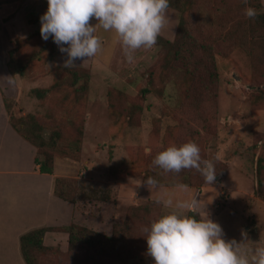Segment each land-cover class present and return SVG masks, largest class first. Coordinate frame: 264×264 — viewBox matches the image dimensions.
I'll return each mask as SVG.
<instances>
[{
    "label": "rangeland",
    "instance_id": "374dc122",
    "mask_svg": "<svg viewBox=\"0 0 264 264\" xmlns=\"http://www.w3.org/2000/svg\"><path fill=\"white\" fill-rule=\"evenodd\" d=\"M5 1L0 0V28L2 26L7 36L3 44L9 46L11 42L14 48L18 37L36 33L33 32L36 22L48 5L47 0ZM259 11L264 13V7ZM167 15L168 22L156 45L136 50L131 62L115 32L97 25L101 50L84 62L76 61L77 66L88 68L92 73L89 95L82 111L73 113L67 123V127L74 130L78 123L83 124L80 158L56 157L57 177L77 182L76 202L85 216L82 220L87 227L105 235H112L114 227L127 224L126 232L136 229L139 241H146L143 227L166 211L163 201L171 198L192 202V206L184 210L187 215L196 211L202 218L207 211L211 219L221 224L226 240L242 241V232H246L248 246H264V195L259 193V160L264 157V83L252 78L253 70L246 53L236 51L231 57L218 55L220 82L214 101L205 100L199 109L187 105L170 108L168 93L173 87L165 84L163 70L168 45L158 40L159 37L170 42L176 40L181 12L169 7ZM13 16L18 17L13 27L4 23L5 18ZM91 21L98 23L94 18ZM54 45V54L48 60L42 57L30 63L29 75L24 77L26 82L18 93L20 99L2 92L14 99L17 115L31 113L42 123L52 121L49 116L52 103L41 102L30 90L50 86L53 76L48 72L64 64L67 55ZM21 51L24 58L33 52L30 46ZM156 71L160 72L159 76L158 73L153 75ZM151 78L155 81L153 85ZM113 88L122 91L121 94L116 90L114 99L119 96L121 100L126 98L143 105L133 125H112L109 95ZM123 106L120 104L116 110L125 116L127 109ZM49 126L44 130L47 139L52 134ZM188 141L198 143L200 153L218 168L212 185L206 182L202 186L185 187L159 183L156 188L137 185V180L148 177L161 179L160 172L153 173L143 157H155L168 146ZM149 148L151 152L146 151ZM150 204L152 214L144 211L143 216L142 206ZM55 247L61 249L64 256L46 258L47 264H82L71 261L67 254L69 247L65 250ZM115 264H152V258Z\"/></svg>",
    "mask_w": 264,
    "mask_h": 264
},
{
    "label": "trees",
    "instance_id": "16d2710c",
    "mask_svg": "<svg viewBox=\"0 0 264 264\" xmlns=\"http://www.w3.org/2000/svg\"><path fill=\"white\" fill-rule=\"evenodd\" d=\"M7 1L9 0L5 2ZM169 7L181 12V24L176 40L170 42L163 37H159L158 40L159 43L168 45L163 70L165 84L173 87V91L168 93L170 108L187 105L199 109L205 100L214 101L217 96L216 88L220 82L218 55L231 57L236 51L246 53L253 70L252 78L264 83V13L259 11L264 7V0H170ZM248 7L257 10L255 18L245 15V9ZM26 46H30L33 52L24 58L21 50ZM54 51L52 39L45 41L40 32L26 38L18 37L10 53L8 68L13 75L24 78L29 75L30 63L42 57L48 60ZM157 73L156 71L153 75ZM48 74L53 76L52 84L48 87L32 88L30 92L41 102L52 103V112L49 115L52 121L42 123L31 113L17 115L14 99L4 93L3 100L12 126L22 137L36 146V163L40 166V171L53 174L56 157L80 158L83 124L78 123L74 130L67 127V123L69 118L74 116L73 113L82 111L89 95L92 73L82 66L65 68L58 65ZM159 75L160 72L157 76ZM154 83L151 78L150 84ZM116 90L113 88L109 95L112 125H133L134 119L142 113L144 107L141 103L131 102L126 98L121 100L118 95V99H114L113 93L117 94L118 91L122 94L121 90ZM147 91L145 89L144 93ZM259 96L262 97L261 94ZM257 99L258 97L255 100ZM120 104H124L123 108L127 109L125 116L116 110ZM73 121L75 122V118ZM46 125L52 130L48 139L44 136ZM164 140L167 142V139ZM200 155L202 159H206L203 153ZM143 158L153 169V173L160 172L159 184L202 186L205 183L204 177L194 168L182 169L179 173L167 172L153 164L154 157ZM259 167V193L264 195L263 156L259 160ZM113 178L117 176L113 175ZM54 193L75 203L78 195L77 182L56 177ZM152 204L155 206V201ZM152 204L142 206L143 216L144 211L152 214ZM189 215L201 218L196 211H190ZM126 229L127 224L123 227L116 226L112 235H105L77 223L62 227H39L21 236L22 254L27 264H47L46 258H61L64 256L63 251L55 246L46 245L44 238L49 231H63L69 233L67 254L73 262L115 264L149 258L147 242L139 241L136 229L131 232H126Z\"/></svg>",
    "mask_w": 264,
    "mask_h": 264
},
{
    "label": "clouds",
    "instance_id": "9594fccd",
    "mask_svg": "<svg viewBox=\"0 0 264 264\" xmlns=\"http://www.w3.org/2000/svg\"><path fill=\"white\" fill-rule=\"evenodd\" d=\"M170 0H47V10L40 16V33L45 41L52 39L59 51L67 55L63 67L77 66L102 48L96 34L97 25L105 31H114L129 62L133 53L150 49L157 43L168 22ZM249 18L257 16L252 7L245 9ZM98 21L90 23L92 19ZM82 62V63H83ZM151 152V149H146ZM153 164L167 172L196 169L205 182L212 185L217 172L212 161L202 159L199 146L192 141L179 146L173 144L158 152ZM137 185L158 186L153 177L137 180ZM185 187V186H181ZM166 211L145 225L147 255L152 264H264V246L250 247L244 239L226 240L221 224L205 211L202 218L185 214L192 206L188 200L163 201Z\"/></svg>",
    "mask_w": 264,
    "mask_h": 264
},
{
    "label": "crops",
    "instance_id": "0c3cea01",
    "mask_svg": "<svg viewBox=\"0 0 264 264\" xmlns=\"http://www.w3.org/2000/svg\"><path fill=\"white\" fill-rule=\"evenodd\" d=\"M17 19L15 16L5 18L7 21L4 23L13 27ZM91 23L94 24L93 21ZM36 24L37 28L33 32H40V21ZM1 28L0 264H27L21 247V236L26 232L39 227L88 224L82 220L85 216L79 203H72L54 193L58 168L55 167L53 174L41 172L36 163V146L22 137L10 122L2 92L19 98L18 93L26 79L13 75L8 68L9 51L14 45L11 42H8L9 46L3 44L7 36ZM44 242L48 246H59L65 250L69 247V233L49 231Z\"/></svg>",
    "mask_w": 264,
    "mask_h": 264
}]
</instances>
